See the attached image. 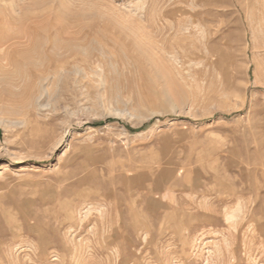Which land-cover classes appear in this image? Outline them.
<instances>
[{"label": "rangeland", "instance_id": "rangeland-1", "mask_svg": "<svg viewBox=\"0 0 264 264\" xmlns=\"http://www.w3.org/2000/svg\"><path fill=\"white\" fill-rule=\"evenodd\" d=\"M0 264H264V0H0Z\"/></svg>", "mask_w": 264, "mask_h": 264}, {"label": "bare ground", "instance_id": "bare-ground-1", "mask_svg": "<svg viewBox=\"0 0 264 264\" xmlns=\"http://www.w3.org/2000/svg\"><path fill=\"white\" fill-rule=\"evenodd\" d=\"M53 45V44H52ZM76 45V44H75ZM77 46V45H76ZM65 48V47H64ZM73 48V47H72ZM68 50V49H67ZM51 53V52H50ZM54 53V52H53ZM71 55V54H70ZM77 72V71H76ZM146 224V223H145ZM56 233V232H55ZM55 241V240H54Z\"/></svg>", "mask_w": 264, "mask_h": 264}]
</instances>
